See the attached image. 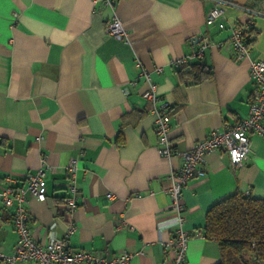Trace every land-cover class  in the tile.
<instances>
[{
    "label": "crops",
    "instance_id": "crops-1",
    "mask_svg": "<svg viewBox=\"0 0 264 264\" xmlns=\"http://www.w3.org/2000/svg\"><path fill=\"white\" fill-rule=\"evenodd\" d=\"M213 3L119 0L110 7L104 0H0V188L8 179L22 186L27 173L43 168L46 197L25 193L35 240L60 237L70 217L76 224L68 238L72 249L126 250L132 253L127 264H169L163 244L177 225L168 175L181 165V151L247 114L254 87L249 61L264 58V0L220 3L227 24L252 17L254 39L240 59L228 31L204 23ZM113 14L128 41L106 34ZM205 38L202 54L191 57ZM195 61L211 67L212 77L193 82L176 73L179 64ZM138 63L170 112V157L158 153ZM70 157L79 158L80 196L64 215ZM197 167L201 174L182 189V227L190 234L183 264H215L219 247L202 235L205 213L235 190L264 198V137L250 135L248 158L235 169L223 150L207 153ZM12 211L0 201L4 253L17 239ZM52 220L57 224L50 233Z\"/></svg>",
    "mask_w": 264,
    "mask_h": 264
},
{
    "label": "built area",
    "instance_id": "built-area-1",
    "mask_svg": "<svg viewBox=\"0 0 264 264\" xmlns=\"http://www.w3.org/2000/svg\"><path fill=\"white\" fill-rule=\"evenodd\" d=\"M118 1L104 0V3L113 7ZM220 3L222 0H214L213 5L205 13L204 23L206 25L216 24L218 28L226 29L228 31L227 41L231 45L232 53L239 59L246 57L251 47L246 44L245 32L253 27L252 17L242 23L227 24L224 22V10ZM243 8L252 15L260 14L257 10L248 7ZM104 29L107 35L128 41L122 22L115 14L111 16ZM206 44L208 41L205 38L190 56H200L202 48ZM137 65L139 75L143 76L148 84L147 89L142 94L150 100L151 112L155 115L153 129L158 138V153L162 157H170L173 153L169 139L170 112L166 103H158L159 97L149 73L139 63ZM249 72L254 87L250 94L247 114L222 129L211 130L208 135L198 140L192 148L181 151V165L168 175L169 209L176 215L177 225L174 235L170 236L163 244L164 251L169 254V264H183L186 257L190 234L182 227L184 221V215L181 213L184 205L182 189L189 179L201 174L197 164L203 161L207 153L223 150L228 154L230 167L235 169L248 158L250 135L257 134L264 137V58L250 59ZM42 162H44V158ZM80 169L79 158L70 157L66 164L68 195L64 198L61 207V213L64 215H68L77 206V200L80 196L77 178ZM24 181V185L16 186L8 179V183L0 188V201L7 207L13 206L11 223L17 235L11 253H4L0 250V264H16L19 261H35L37 264H127L132 253L126 250L109 255L106 251L101 254H94L85 249H72L68 244V238L76 229V224L70 217L66 218V224L60 237L51 235L45 242L35 240L30 232V216L24 202L27 191L39 200L46 197L43 168L39 167L35 172L27 173ZM243 194H248V192L244 191ZM107 197L112 198V193H107ZM56 224V221L52 220L47 226L50 233ZM195 234L198 235L199 233Z\"/></svg>",
    "mask_w": 264,
    "mask_h": 264
},
{
    "label": "trees",
    "instance_id": "trees-1",
    "mask_svg": "<svg viewBox=\"0 0 264 264\" xmlns=\"http://www.w3.org/2000/svg\"><path fill=\"white\" fill-rule=\"evenodd\" d=\"M253 39L252 27L245 32L249 47ZM175 71L193 82L213 75L212 68L199 61L179 64ZM202 235L218 244L215 264H264V198L235 190L214 202L205 213Z\"/></svg>",
    "mask_w": 264,
    "mask_h": 264
}]
</instances>
